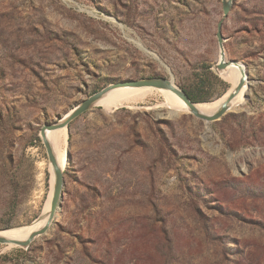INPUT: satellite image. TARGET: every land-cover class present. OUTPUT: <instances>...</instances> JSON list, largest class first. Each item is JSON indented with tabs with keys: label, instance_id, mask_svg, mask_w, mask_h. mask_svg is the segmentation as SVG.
Segmentation results:
<instances>
[{
	"label": "rangeland",
	"instance_id": "374dc122",
	"mask_svg": "<svg viewBox=\"0 0 264 264\" xmlns=\"http://www.w3.org/2000/svg\"><path fill=\"white\" fill-rule=\"evenodd\" d=\"M221 20L243 104L211 122L156 90L94 105L66 128L49 229L0 243V264H264V0H232L225 18L222 0H0V229L43 214L40 128L94 92L167 75L197 102L223 96Z\"/></svg>",
	"mask_w": 264,
	"mask_h": 264
},
{
	"label": "bare ground",
	"instance_id": "6f19581e",
	"mask_svg": "<svg viewBox=\"0 0 264 264\" xmlns=\"http://www.w3.org/2000/svg\"><path fill=\"white\" fill-rule=\"evenodd\" d=\"M219 51V57L226 63V66L225 68L218 71L221 76L230 84V87L223 96L216 100L210 102H195L192 105L188 104L179 96L177 91L174 90L176 89V85H173L174 89L155 88L152 86H119L111 89L105 95H103L97 101L96 105H99L105 110L112 111L119 106H127L129 104H132V102L138 101L156 90L164 97L166 105H168V107H170L173 112H191V109L196 108L204 112L213 113L219 107V105L224 102L231 95V93L234 92L240 81L244 79L243 64L241 62H229L223 47L220 46ZM246 89V84H244L239 89V91L235 93L232 101L229 104V109L235 110L236 106H240L243 104ZM46 137L50 142L55 157V162L59 166L60 170H62L67 156L65 150L66 127L64 126L47 131ZM48 169L50 171V190L45 202L43 214L29 224L0 229V236L6 237L10 240L25 241L29 240V238H31L33 234L37 233L45 225L48 226L51 224L53 220V218L51 217V203L53 199L54 183L53 165L51 162H49L48 164ZM55 209L57 210V207ZM7 244L9 246L14 245V243Z\"/></svg>",
	"mask_w": 264,
	"mask_h": 264
},
{
	"label": "water",
	"instance_id": "95a60500",
	"mask_svg": "<svg viewBox=\"0 0 264 264\" xmlns=\"http://www.w3.org/2000/svg\"><path fill=\"white\" fill-rule=\"evenodd\" d=\"M223 10H224V18L228 15V12L232 5V0H222ZM223 23V20L219 22V31H218V40H219V47H223V38L221 35V25ZM224 48V47H223ZM220 52V51H219ZM220 54V53H219ZM231 63H239V61L236 60H229ZM226 63L219 57L218 62L216 63L215 68L217 70H221L225 68ZM244 73V79H242L239 83V85L235 88L234 92L231 93V95L222 102L219 107L213 112L208 113L201 111L199 109L193 108L191 109V113L196 116L197 118L211 122L219 120L230 108L229 104L232 101L235 93L239 91V89L246 84V87H248V78H247V72L245 68L243 69ZM173 85H176L174 82V79L171 76L167 75H160V76H151V77H145L140 79H126L122 81H118L115 83H111L100 90L94 92L93 94L89 95L87 98L83 99L79 104H77L72 110L64 114L60 119L57 121L51 122V123H44L40 128V136L42 138V141L44 143V146L47 151V155L49 158V161L53 165V174H54V183H53V199L51 203V217L54 218L55 216V208L60 206V200L63 196V184H64V174L63 170H60L59 166L55 162V157L50 145L49 140L46 137L47 131H50L55 128H61V127H68L69 123L83 114L84 112L88 111L91 107L96 105L97 101L105 95L108 91H110L113 88L119 87V86H152L155 88H165V89H174ZM179 96L188 104H193L195 101H193L188 94L181 89L179 86L176 85V89ZM246 97V94H245ZM49 229V225H45L43 228H41L37 233L33 234L29 240L25 241H17V240H10L6 237L0 236V243H14L16 245L26 247L28 246L33 238L35 236H39L43 233H46Z\"/></svg>",
	"mask_w": 264,
	"mask_h": 264
},
{
	"label": "trees",
	"instance_id": "16d2710c",
	"mask_svg": "<svg viewBox=\"0 0 264 264\" xmlns=\"http://www.w3.org/2000/svg\"><path fill=\"white\" fill-rule=\"evenodd\" d=\"M183 90L188 94V96L195 102L197 101H205V97H198L195 95L190 89L183 88Z\"/></svg>",
	"mask_w": 264,
	"mask_h": 264
}]
</instances>
